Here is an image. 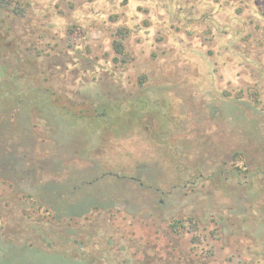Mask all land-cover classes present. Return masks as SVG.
<instances>
[{
  "label": "rangeland",
  "instance_id": "374dc122",
  "mask_svg": "<svg viewBox=\"0 0 264 264\" xmlns=\"http://www.w3.org/2000/svg\"><path fill=\"white\" fill-rule=\"evenodd\" d=\"M129 1L33 0L17 24L34 31L64 105L122 108L94 135L87 122L34 120L27 151L29 125L7 121L27 159L26 173L0 175V237L95 264H264V0ZM122 25L125 61L113 49ZM140 96L150 105L129 121ZM42 182L67 215L113 205L56 221L28 196Z\"/></svg>",
  "mask_w": 264,
  "mask_h": 264
},
{
  "label": "trees",
  "instance_id": "16d2710c",
  "mask_svg": "<svg viewBox=\"0 0 264 264\" xmlns=\"http://www.w3.org/2000/svg\"><path fill=\"white\" fill-rule=\"evenodd\" d=\"M129 2V0H121V6L127 7ZM32 3L33 0H0V111H3V107L4 109L8 108L6 111L9 116L8 119L2 122V114L0 113V147L3 150L0 153V175L2 176L8 173L18 175L19 169L23 171H21L22 173H26L23 170V163H19V161L27 159L25 151L38 145L36 136L33 133L34 120H44L47 125L55 128V123L61 119H68L72 125L81 121L87 122L93 125L94 131H92V134L94 135L96 131L114 124V113H120L122 108V104H113L105 97L96 103L94 100L87 104L88 109L82 110L80 113H74L72 108H68L62 103V96L60 97L57 90L52 89L47 84L49 78L44 76L46 69L42 68L41 65L42 53L32 35L34 31H26V25L25 28L24 26L21 28L20 32L17 30V24L28 18ZM169 10L173 13V10ZM120 16L121 14L117 10L112 13L111 18L117 20ZM130 31L127 25L120 26L115 33L118 39L113 41V49L118 56L123 57V61L126 59H124L126 56L124 40L130 37ZM69 45L72 44L69 43ZM116 61H120V59H116ZM140 83L141 85L145 83V76L140 78ZM149 105V99L143 96L129 101L127 107L129 110L127 114L129 121L132 120L134 122L140 115L141 110L149 107ZM15 114H21L22 124L25 122L29 125L25 140L27 141V138H30L33 145L26 148L20 147L14 151L13 145L10 142L8 143L10 132H7L4 127L10 118L11 121L14 120ZM121 119L124 118L121 117ZM116 125H120V121ZM53 132L54 130H51L48 134L51 139H54ZM29 133L30 136L28 135ZM11 135H13L14 139V129L11 130ZM22 148L26 150H21ZM19 154L21 155V157L19 156L20 158L17 156ZM43 184L44 182L32 184L33 186L30 189L34 191V194L29 193L28 196L31 199L37 198L42 201L39 205L46 206L47 211L52 210L56 221L87 217L92 212V209H105L113 205L112 202L108 207H102L100 203H97L89 211L81 215H67L58 210L59 208L56 207V204L53 205L45 200L40 188V185L44 186ZM96 196L99 198L104 197L101 194ZM52 260L60 262L51 263L50 261ZM0 264H95V262L85 256L63 255L56 252L47 253L34 245L26 243L14 244L6 242L0 237Z\"/></svg>",
  "mask_w": 264,
  "mask_h": 264
}]
</instances>
